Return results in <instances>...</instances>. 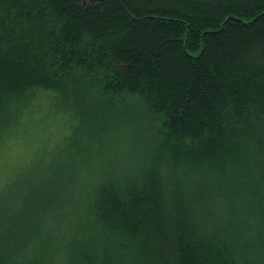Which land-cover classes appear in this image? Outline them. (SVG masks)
<instances>
[{
  "label": "trees",
  "instance_id": "trees-1",
  "mask_svg": "<svg viewBox=\"0 0 264 264\" xmlns=\"http://www.w3.org/2000/svg\"><path fill=\"white\" fill-rule=\"evenodd\" d=\"M42 88L138 108L91 181L6 176L0 264H264V0H0V142Z\"/></svg>",
  "mask_w": 264,
  "mask_h": 264
},
{
  "label": "rangeland",
  "instance_id": "rangeland-1",
  "mask_svg": "<svg viewBox=\"0 0 264 264\" xmlns=\"http://www.w3.org/2000/svg\"><path fill=\"white\" fill-rule=\"evenodd\" d=\"M41 95L44 98L32 120H20L0 142V185L6 181V176L11 177L18 169L26 171L30 164L39 159L51 160L67 147L73 149L78 178H88L82 184L91 181L94 171L98 169L97 165L105 157H112V149L116 145L126 142L123 127L138 106H135L133 99L120 106L112 102L103 104L92 91L78 101L71 102L52 89L42 88ZM80 212L87 217L82 220L85 232L83 234L81 231L80 236L77 235L78 242L82 236L86 242L90 238L104 241L103 237H94L99 234L100 228L89 207H80ZM223 221L229 222L228 215ZM57 239L65 241L60 234L55 235ZM63 240H58L56 264L67 262L71 255V252L65 250ZM116 244L112 239V246ZM31 258L33 260L29 264H38L39 259ZM41 264H46L45 260H41ZM237 264H243V261L239 258Z\"/></svg>",
  "mask_w": 264,
  "mask_h": 264
}]
</instances>
